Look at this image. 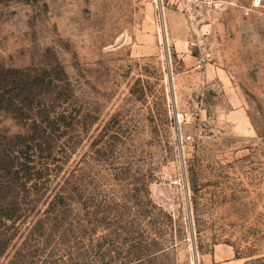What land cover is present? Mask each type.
<instances>
[{"label": "rangeland", "instance_id": "1", "mask_svg": "<svg viewBox=\"0 0 264 264\" xmlns=\"http://www.w3.org/2000/svg\"><path fill=\"white\" fill-rule=\"evenodd\" d=\"M0 264H264V6L0 0Z\"/></svg>", "mask_w": 264, "mask_h": 264}, {"label": "built area", "instance_id": "2", "mask_svg": "<svg viewBox=\"0 0 264 264\" xmlns=\"http://www.w3.org/2000/svg\"><path fill=\"white\" fill-rule=\"evenodd\" d=\"M154 3H157L158 0H152ZM252 5L254 8H260L264 6V0H252Z\"/></svg>", "mask_w": 264, "mask_h": 264}]
</instances>
